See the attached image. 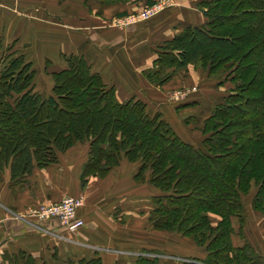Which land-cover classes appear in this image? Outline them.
Returning <instances> with one entry per match:
<instances>
[{
	"label": "trees",
	"instance_id": "obj_1",
	"mask_svg": "<svg viewBox=\"0 0 264 264\" xmlns=\"http://www.w3.org/2000/svg\"><path fill=\"white\" fill-rule=\"evenodd\" d=\"M199 6L207 21L166 40L144 74L162 85L195 65L234 82L204 120L200 145L185 141L142 100L120 101L83 55H64L67 66L51 74L52 94L44 96L35 91L33 63L12 52L0 72V178L9 168L12 179L23 180L35 166L56 163L62 152L87 143L83 184L124 159L137 163L135 179L160 191L152 196L154 229L181 234L206 251L182 264H264L243 231L244 198L253 189L251 206L264 214V0H201ZM212 214L221 219L214 223ZM235 235L244 243L236 244ZM2 258V264H103L97 255L39 261L23 249ZM134 264L163 263L140 255Z\"/></svg>",
	"mask_w": 264,
	"mask_h": 264
},
{
	"label": "crops",
	"instance_id": "obj_2",
	"mask_svg": "<svg viewBox=\"0 0 264 264\" xmlns=\"http://www.w3.org/2000/svg\"><path fill=\"white\" fill-rule=\"evenodd\" d=\"M199 1L175 0L172 7L148 21L122 26L115 22L143 8L147 0H0V50L8 46L9 53L24 54L37 70L36 77H44L46 73L51 77L53 72L64 69L67 66L64 55H83L106 83L116 87L120 101L132 97L142 100L150 113H161L185 141L198 146L204 138V120L212 115L216 103L207 102L206 94L193 92L182 102L173 104L168 101V90L191 82L203 81V86L208 78H201L199 70L194 78L189 65L163 85H156L144 72L154 66L160 44L188 25L207 21ZM206 87L203 86L205 90ZM52 88V83L47 82L45 87L37 83L35 91L49 95ZM88 149L87 143H77L62 152L58 162L35 166L20 181L12 179L10 169H5L0 178V228L10 227V233L2 231L5 243L0 255L6 250L14 253L22 248L33 254L41 249L36 244L41 229L49 233L50 245H55L51 259L54 254L59 256V247L63 245L59 241L69 236L68 244L75 247L70 248L72 251L88 257L100 256L103 264H134L145 253V246H140L138 241L145 231L150 235L162 232L159 237L164 241L165 230L154 229L149 220L154 208L152 196L159 189L147 181H137L134 177L137 163L126 159L107 176H91L84 185L82 174ZM254 191L245 202L243 231L245 238L264 256V214L251 206ZM68 195L84 197L79 215L85 225L78 233L69 232L56 218H30V209L38 203L59 201ZM234 225L238 230V223ZM117 234L123 242L119 246ZM235 240L236 244L244 243L238 235ZM169 242L167 238L168 245ZM45 251H49L47 244ZM43 260L51 261L47 258L39 261Z\"/></svg>",
	"mask_w": 264,
	"mask_h": 264
},
{
	"label": "rangeland",
	"instance_id": "obj_3",
	"mask_svg": "<svg viewBox=\"0 0 264 264\" xmlns=\"http://www.w3.org/2000/svg\"><path fill=\"white\" fill-rule=\"evenodd\" d=\"M147 2L148 3L146 5L144 4L143 8H141L139 10H136V11H133L131 13H128L127 15H124L123 21H121L122 23L121 22H115V23L116 24H120L122 26L136 25V24L148 21L149 19H152L155 16H158L159 14L165 12L169 7H172L175 4V0H155L154 2H152L150 0H147ZM159 3H161L163 6H162V8L160 10L157 11L158 13H155L153 16H151L149 18H141L140 17V18L134 19V15L136 16V15L142 14L146 9L152 8V7H154L155 5H157ZM162 44H160L158 46V48H157L158 50H159V48H160V46ZM8 49H9L8 46H2V48L0 50V72H1V70L3 69V67H4V65L6 63V61L4 59H6V56L9 54V50ZM149 69H151V68H149ZM172 69L173 68L167 69V70H165V72L171 71ZM200 69L201 70L203 69L206 72L205 71H201ZM180 70H182V68L179 69L176 72V74H174V76L178 75ZM193 70H195V72H193ZM197 70H199L198 72L200 73L199 76L201 75L200 76L201 78L202 77H207L208 78L207 79L208 83L206 85H204V83H203V86H207L206 90L201 85V83L203 81L202 82H191V83H187V84L183 83L182 85H180V87H175V88H171V90H168V92H169L168 93V95H169L168 101L170 103L176 104V103L182 102L183 99H185L186 96H188L189 94H191L193 92L194 93L201 92L203 94H206L205 98H206L207 102H212L213 101L214 103H217L218 101L220 102V101L223 100V98L225 96L224 92H226V94H227L231 90H233L234 87H235L234 82H232V80L229 77L223 76V78H217L214 75L208 74L207 69H205L203 67H200V66L192 65L191 66V70H189L190 71L189 73L194 75L193 77L195 78L197 73H198V72H196ZM185 76L186 77H188V76L191 77V75H189V74H186ZM145 77H146V75H145ZM197 77H198V75H197ZM47 82L54 84V80H53L52 75L50 77V75L48 73H46L44 75V77H36L35 86H36L37 83H40L41 86L45 87V85H47ZM215 82H216V84H215ZM216 87H218V88H216ZM207 89H212V90L209 91ZM178 90H184L185 95L183 96V98L182 97H178V96L175 95V93ZM50 92H51L50 94H52V90H50ZM42 94L44 96H48L47 92H43ZM164 119L167 120L166 118H164ZM250 194L247 195L244 198L245 201H248V199L250 198ZM42 203H45V202H42ZM42 203H38L37 205L42 204ZM211 216H212L211 218H212L214 223H217L221 219L220 216L216 215V214H213ZM30 218L34 219L35 217L31 216ZM36 220H38V219H36ZM80 229H82V228H78V229H75V230H69L68 229V231L71 232V233H75V232L78 233L80 231ZM39 231H40L41 235L38 236V241H37L36 244L40 245L42 248L34 251L33 254H35L39 258L38 260L47 258V259L51 260L50 261L51 263H55L56 260L55 259H51V257H52L51 254L53 252H56L55 251V245L54 244L50 245L52 242H51V240L48 237V234H49L48 232H46L44 229H41ZM145 232L146 233H142V235L139 236V239H138L139 245L140 246H145V248H144V251H145L144 256L157 258L159 260V262H161L163 264H182V261L188 260L191 257H198V258L199 257L200 258L201 257L202 258L206 257V251H205V249L203 247L198 246L192 239H190L188 237H185V236H182L181 234L165 230L164 235H163L164 241H162V237H159V236H162V232H160V235H158L156 233H154V235H150L147 231H145ZM120 235H121V233H120ZM120 235L117 234V236H116L117 240H118L117 241V245L118 246L121 243H123L122 242V237ZM45 237L48 238V239H45ZM151 237L156 238V240L152 239ZM69 238H71V237L69 236L67 238V240H65V241H62V240L59 241V243H61V245L63 244L61 248L59 247V250H60L59 256H58L59 257V261L64 262L68 258H76V257L79 258L80 256L88 257V256H85V254L83 255V254H81L79 252H76L75 250H74L75 252L72 251L73 250L72 248H75V247L74 246L70 247V245L67 242V241H69ZM167 238H169V240H170L169 245L167 243ZM157 239L160 240L161 242L157 243L158 242ZM153 241L155 243L154 244L155 247H153L154 245L152 246V242ZM235 242H236V240H235ZM17 244H19V243L17 242L15 244V246L18 247ZM45 244H47V248L49 250L47 252L45 251ZM150 246H152V247H150ZM76 248L79 249V246H77ZM78 249H77V251H78ZM19 250H22V248L18 249L16 252H18ZM43 250H44V252H43ZM6 251H8V250H6ZM5 252L3 254H5ZM28 252H30V251H28ZM11 253H13V252H11ZM3 254L0 255L2 263H3V258H2Z\"/></svg>",
	"mask_w": 264,
	"mask_h": 264
},
{
	"label": "built area",
	"instance_id": "obj_4",
	"mask_svg": "<svg viewBox=\"0 0 264 264\" xmlns=\"http://www.w3.org/2000/svg\"><path fill=\"white\" fill-rule=\"evenodd\" d=\"M162 3V2H161ZM159 3L152 8L146 9L142 14L134 15V19L137 18H149L153 16L157 11L162 8V4ZM176 96L182 97L185 95L184 90H178L175 93ZM84 205L83 196L68 195L59 201L42 203L36 207L30 209L29 215L39 220H48L56 218L69 230H75L82 228L85 225V220L79 215L80 208ZM16 219H22L27 221L25 217L16 216ZM2 263L0 257V264Z\"/></svg>",
	"mask_w": 264,
	"mask_h": 264
},
{
	"label": "water",
	"instance_id": "obj_5",
	"mask_svg": "<svg viewBox=\"0 0 264 264\" xmlns=\"http://www.w3.org/2000/svg\"><path fill=\"white\" fill-rule=\"evenodd\" d=\"M2 231L6 232V233H10V227L8 226H3L2 228H0V248L3 246V244L5 243V239L2 238Z\"/></svg>",
	"mask_w": 264,
	"mask_h": 264
}]
</instances>
